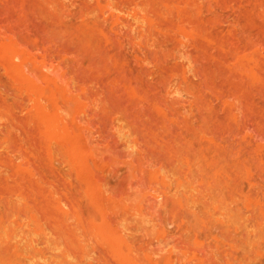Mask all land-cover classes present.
Listing matches in <instances>:
<instances>
[{
  "label": "rangeland",
  "instance_id": "374dc122",
  "mask_svg": "<svg viewBox=\"0 0 264 264\" xmlns=\"http://www.w3.org/2000/svg\"><path fill=\"white\" fill-rule=\"evenodd\" d=\"M0 264H264V0H0Z\"/></svg>",
  "mask_w": 264,
  "mask_h": 264
},
{
  "label": "bare ground",
  "instance_id": "6f19581e",
  "mask_svg": "<svg viewBox=\"0 0 264 264\" xmlns=\"http://www.w3.org/2000/svg\"><path fill=\"white\" fill-rule=\"evenodd\" d=\"M16 57V56H15Z\"/></svg>",
  "mask_w": 264,
  "mask_h": 264
}]
</instances>
